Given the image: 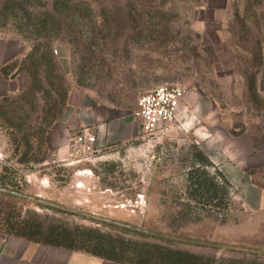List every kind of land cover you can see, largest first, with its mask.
I'll use <instances>...</instances> for the list:
<instances>
[{"label":"rangeland","instance_id":"374dc122","mask_svg":"<svg viewBox=\"0 0 264 264\" xmlns=\"http://www.w3.org/2000/svg\"><path fill=\"white\" fill-rule=\"evenodd\" d=\"M0 38L25 47L9 68L10 91L0 97V185L9 174L23 194L0 191V233L9 235V215L95 228L156 256L169 249L204 262L264 264V253L239 248L264 249V211L249 209L228 188L226 208L216 212L198 190L204 171L222 178L197 156V117L106 149L74 148L64 160L46 144L73 88L131 108L156 87L179 84L209 97L234 132L253 120L264 127V0H0ZM41 45L47 48L36 50ZM41 54L51 61L40 63ZM258 68L257 96L250 97L244 77Z\"/></svg>","mask_w":264,"mask_h":264},{"label":"crops","instance_id":"0c3cea01","mask_svg":"<svg viewBox=\"0 0 264 264\" xmlns=\"http://www.w3.org/2000/svg\"><path fill=\"white\" fill-rule=\"evenodd\" d=\"M23 49L24 44L17 39L0 38V97L9 93L14 81L3 69L15 62ZM136 108L108 104L93 92L73 88L62 119L48 131L47 147L56 158L64 160L75 148L74 137L85 129L98 134V149L132 142L140 136ZM178 116L175 124L181 127L191 116L200 120L192 133L211 167L249 209L264 211V127L253 120L245 123L242 132H234L236 125L216 114L211 99L197 90L185 91ZM101 124L106 125L105 133L98 130ZM0 264L124 263L0 233Z\"/></svg>","mask_w":264,"mask_h":264},{"label":"trees","instance_id":"16d2710c","mask_svg":"<svg viewBox=\"0 0 264 264\" xmlns=\"http://www.w3.org/2000/svg\"><path fill=\"white\" fill-rule=\"evenodd\" d=\"M44 28H48L49 24L47 21L43 24ZM49 39V36L47 40ZM18 40V39H17ZM41 46H37L36 50L40 51ZM42 48H47L44 46ZM25 47L20 54L19 58L24 56ZM40 63L50 62L51 58H47L41 54ZM17 59V60H18ZM16 60V61H17ZM15 61V62H16ZM14 64V62H13ZM12 64L6 66L3 70L10 76L9 68ZM259 69L255 71L253 76H245L244 80L246 82L247 90L249 96H257L256 90V73ZM11 78V76H10ZM69 100V99H68ZM68 104V103H67ZM52 127V126H51ZM198 158L206 166L210 165L208 158L201 152L197 153ZM201 178L198 179V190H200L201 195L204 197L206 194L209 198L211 206L216 210V212L221 211V208H226V202L228 196V183L222 179V184L218 182L217 177L211 176L206 171L201 174ZM217 176L221 177L219 174ZM15 177L11 175H6L4 177L3 183L0 185V191L5 195L12 197L23 196L21 191L16 189L17 181ZM27 197V196H26ZM6 216V215H5ZM5 220V226H7V232L10 236H15L19 238H24L33 242H38L46 245H51L55 247H61L66 249H71L75 251H81L89 253L104 259L112 260L124 264H218L216 259H210L204 262V259L196 254H189L184 251L178 250H167V253H163L162 256H156L153 253H144L138 249L131 250V248L125 247V240L115 238L112 234L102 232L95 228L90 227H67L56 224H45L39 220H29L22 219L19 221H13L12 218L7 215L3 218ZM111 225L121 228L122 230L132 232L135 234H150L156 237H164L160 233L148 232L136 225H131L128 223H122L117 221H110ZM178 239L182 242H189L196 245L209 246L213 248H230L231 246L222 242H209L202 241L199 239H190L185 237H172ZM243 250H251L256 253H264L262 248H248L245 246H239Z\"/></svg>","mask_w":264,"mask_h":264},{"label":"built area","instance_id":"2783aa9c","mask_svg":"<svg viewBox=\"0 0 264 264\" xmlns=\"http://www.w3.org/2000/svg\"><path fill=\"white\" fill-rule=\"evenodd\" d=\"M185 91L179 84L167 83L143 94L134 112L140 125V133L145 137H153L157 133H165L171 124L176 123L179 120L178 110ZM186 112L190 113L188 107ZM98 130L105 133L106 125H99ZM97 139L98 134L85 129L74 137L73 144L76 149H92L96 148Z\"/></svg>","mask_w":264,"mask_h":264}]
</instances>
